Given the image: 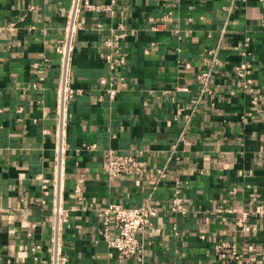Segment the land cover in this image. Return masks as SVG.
I'll list each match as a JSON object with an SVG mask.
<instances>
[{
	"label": "crops",
	"instance_id": "0c3cea01",
	"mask_svg": "<svg viewBox=\"0 0 264 264\" xmlns=\"http://www.w3.org/2000/svg\"><path fill=\"white\" fill-rule=\"evenodd\" d=\"M89 1L113 12L81 0L85 27L69 69L76 92L61 110L56 46L77 1L0 0V264H264V217L251 213L264 204V0L233 9L228 0ZM122 22L112 69L100 47ZM213 58L215 97L198 80ZM246 61L258 103L237 85ZM111 77L127 82L113 99L101 83ZM108 150H144L147 174L110 176ZM158 169L167 176L157 180ZM177 189L186 213L168 211ZM148 198L163 209L145 260L121 259L96 209ZM222 242L240 256L224 258Z\"/></svg>",
	"mask_w": 264,
	"mask_h": 264
},
{
	"label": "built area",
	"instance_id": "2783aa9c",
	"mask_svg": "<svg viewBox=\"0 0 264 264\" xmlns=\"http://www.w3.org/2000/svg\"><path fill=\"white\" fill-rule=\"evenodd\" d=\"M75 8L71 14V20L67 25V36L65 40L60 41L58 44L57 51L61 54L62 61V76L58 84L59 93V105L61 110L64 108L66 102L73 97L76 92L69 85V69L71 52L73 49V39L78 29L85 27V22L80 18V4L81 0H76ZM229 8H235L238 0H228ZM84 6L87 10L94 11H111L113 8L107 4H95L89 0H84ZM95 29L101 30L102 23L98 22L94 26ZM119 29L123 32L115 33L103 40V44L100 47L101 56L110 64L111 68L117 67L116 57L120 55L121 47L120 41L125 36V25L124 23L119 24ZM246 47L243 49L242 54L249 56L251 53L248 49L250 40L244 44ZM119 61L126 63L125 57L120 56ZM217 59H207L208 68L202 71L198 75V80L201 85L202 94H208L215 97V78H214V67L217 63ZM253 64L251 61H246L236 66V75L238 77L237 85L245 89L247 92L254 94V103H258L261 92L260 88L254 86L253 80L249 77L253 71ZM101 83L105 85V89L110 98H115L118 93L127 85L124 77L114 78L110 80L103 78ZM59 131V142L58 151L62 154L64 149L63 141V125H60ZM144 150L137 152H126L119 153L114 150H108L104 156V168L107 173L112 177H119L122 175L135 174L145 176L148 172V164L145 158H143ZM158 179L165 178L167 171L165 169H158ZM179 184V183H178ZM178 186V185H177ZM162 207L157 205L152 198H148L142 204L136 206H128L121 203H107L99 206L96 209V216L101 223V233L104 235L109 246L115 249L121 259H135L139 263H142L146 257V245L150 242L151 238L155 235V217L159 215ZM55 214L57 219L67 216L65 210L61 205L55 207ZM170 212H181L186 213V207L183 205V198L180 195V190L177 189L174 192L170 203ZM254 213L258 216L264 217V204L260 203L256 206ZM248 216V213L245 214ZM255 228V226L253 227ZM217 251H219L224 258L228 256L238 258L240 255L237 252V248L234 244L222 242L217 244ZM42 246L38 245L34 248V251H42ZM249 249H253L249 246ZM66 257H61V262H66Z\"/></svg>",
	"mask_w": 264,
	"mask_h": 264
}]
</instances>
